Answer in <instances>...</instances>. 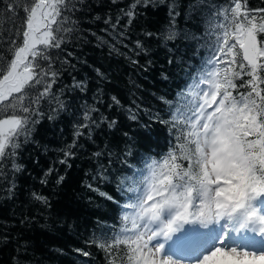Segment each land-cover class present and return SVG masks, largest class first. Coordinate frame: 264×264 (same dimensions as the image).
<instances>
[{"label": "trees", "instance_id": "trees-1", "mask_svg": "<svg viewBox=\"0 0 264 264\" xmlns=\"http://www.w3.org/2000/svg\"><path fill=\"white\" fill-rule=\"evenodd\" d=\"M31 3L0 0V64L9 63L22 43L24 8ZM71 3L63 23L71 31L58 33L64 39L47 50L50 60L38 58L44 71L50 64L57 73L55 82L38 103L44 85L26 90L24 106L35 110V123L18 138L16 154L0 161V264H137L135 246L116 243L126 238L125 210L135 203L126 189L144 185L152 160L187 169L181 145L194 150L184 139L191 129L171 120L165 101L173 112H184L178 94L187 95L215 55L220 21L210 9L233 6L232 0H141L134 9L136 0ZM240 3L242 10L264 9V0ZM169 30L177 33L174 39ZM243 81H234V96L250 91L239 87ZM157 116L169 123L154 122ZM137 170L143 175L135 176Z\"/></svg>", "mask_w": 264, "mask_h": 264}, {"label": "snow or ice", "instance_id": "snow-or-ice-1", "mask_svg": "<svg viewBox=\"0 0 264 264\" xmlns=\"http://www.w3.org/2000/svg\"><path fill=\"white\" fill-rule=\"evenodd\" d=\"M151 2L143 0L144 4ZM140 3L141 0H136L132 8ZM232 4L219 10L210 9L214 19L220 21L215 25V55L207 61L213 67L188 85L187 95L178 94L183 99L184 112L181 113L179 107L173 112L174 106L165 101L170 106L171 120L191 129L184 139L194 144V150L184 149L181 145L182 159L188 162L187 169L176 163L169 166L167 160L163 164L152 160L147 165L151 174L146 179V186L126 189L128 198L135 199V203L128 205L135 212V231L124 240L117 239L116 243L128 244L133 240L136 243L133 252L139 253L137 264H176L161 255L162 244L152 245L151 242L157 236L167 237L176 230L174 225L190 218L209 222L224 215L231 217L243 208L244 223L240 227L248 220H254L260 225L259 232L264 233V216L258 215L251 206L255 197L264 194V89L260 87L264 84V9L242 10L240 0H232ZM12 7L9 5L10 9ZM74 7L71 0H32L31 5L24 8L22 43L14 48L9 63L0 64V117H3L0 118V161L16 154L15 150L20 147L18 138L29 133L30 124L35 123L31 117L35 110L24 106L26 90L44 85L33 101L38 103L40 98L48 95L55 82L57 73L51 71L50 64L49 71H44L38 58L50 60L47 50L61 47L64 37L58 33L71 31L63 27L64 21L68 20L64 12ZM172 8H175L174 4ZM194 8V5L190 6V10ZM125 15L131 23L133 11ZM176 36L175 31L169 30V40ZM221 56L230 57L223 72L219 66L223 63ZM49 76L51 81L47 80ZM244 76L249 79L243 81ZM236 79L243 81L239 87L247 85L250 91L234 96L232 90L238 87L234 82ZM112 99L119 104L116 97ZM18 109L22 115L17 114ZM8 112L12 114L5 115ZM176 113H181L183 119L178 121ZM131 118L136 119L134 115ZM154 122L169 123L158 116ZM144 127L148 129V125ZM9 148L11 152L7 151ZM68 155L71 153L65 152V156ZM171 159L174 162L176 157L173 155ZM21 167L12 163L16 171ZM134 175L142 176L143 170H137ZM33 195L36 200L47 203L45 197ZM164 209H175V215L166 222L160 219ZM156 221H160L159 227L155 226ZM257 262L264 264V252L227 248L221 241L196 264Z\"/></svg>", "mask_w": 264, "mask_h": 264}, {"label": "rangeland", "instance_id": "rangeland-1", "mask_svg": "<svg viewBox=\"0 0 264 264\" xmlns=\"http://www.w3.org/2000/svg\"><path fill=\"white\" fill-rule=\"evenodd\" d=\"M220 59L223 61V63H221L219 66L223 72V70L228 66V60L230 59V57L224 58L223 56H221ZM212 67L213 65H209L207 71L211 70ZM150 174L151 173L149 170L143 186H146V179L150 176ZM251 206L256 209L258 215L264 216V194H260L255 197L251 201ZM125 211V215L128 216L127 235H131L135 231L133 229V216L135 215V212L131 208ZM244 211V209H240L233 213L231 217L228 215H224L219 217L218 219L213 218L209 222H201L200 220L190 218L188 221H183L179 224L174 225L176 230L170 233L167 237L162 235L157 236L151 243L152 245L162 244L163 248L161 250V255L163 257L170 258L172 261L176 262V264H187L186 259H189L188 262L190 264H196V262L200 260L204 254L211 251V248H207V244L210 241H213L211 233L216 234L213 247L218 246L221 241L223 245L224 242L230 236H232L230 235L229 231L224 230V228L220 227V224L224 222L223 225L226 226V224H229L230 227L228 228H230L231 230L237 232L245 229L246 231L251 233V238H246L244 240L248 241V244H252L256 237L261 236L259 244L263 246L257 249L250 248L248 246H242V241H236L235 244H232L227 248L236 247L238 249H246L249 251L264 252V233L259 232L260 225L254 220H248L247 225L245 224L244 227H240V225L244 223ZM174 215V209H164L161 213L160 219L166 222ZM154 223L156 227H159L160 221H156ZM129 243L133 244L136 248V243L133 242V240H130ZM257 264H259V262H257Z\"/></svg>", "mask_w": 264, "mask_h": 264}, {"label": "bare ground", "instance_id": "bare-ground-1", "mask_svg": "<svg viewBox=\"0 0 264 264\" xmlns=\"http://www.w3.org/2000/svg\"><path fill=\"white\" fill-rule=\"evenodd\" d=\"M223 223L224 222H222L221 224H220V227L221 228H224V230H227V231H229V233H230V235H232V236H230L225 242H224V246H226V247H230L232 244H235L236 243V241H242V246H248V247H250V248H261V247H263V246H261L260 244H259V242H260V239H261V236H258V237H256L255 238V240H254V242L252 243V244H248V241H244L246 238H251V233H249L248 231H246L245 229H243V230H240V231H234V230H231L230 228H228V227H230V225L229 224H226V226L225 225H223ZM246 225H247V223H246ZM212 234V239H213V241H210L208 244H207V248L208 249H210L211 248V250L214 248L213 247V244L215 243V237H216V234L215 233H211ZM237 237H239V238H237ZM255 252H257V251H255ZM186 261H187V264H190L188 261H189V259H186Z\"/></svg>", "mask_w": 264, "mask_h": 264}, {"label": "clouds", "instance_id": "clouds-1", "mask_svg": "<svg viewBox=\"0 0 264 264\" xmlns=\"http://www.w3.org/2000/svg\"><path fill=\"white\" fill-rule=\"evenodd\" d=\"M241 209H243V208H241ZM238 210H240V209H238Z\"/></svg>", "mask_w": 264, "mask_h": 264}]
</instances>
